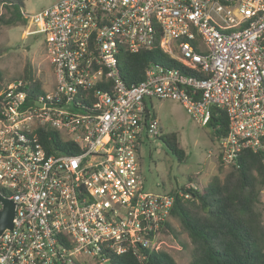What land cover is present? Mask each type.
I'll use <instances>...</instances> for the list:
<instances>
[{"label": "built area", "instance_id": "built-area-1", "mask_svg": "<svg viewBox=\"0 0 264 264\" xmlns=\"http://www.w3.org/2000/svg\"><path fill=\"white\" fill-rule=\"evenodd\" d=\"M23 16L44 36L54 84L43 93L30 80L6 85L0 196L13 219L0 233V264H109L162 249L175 196L146 191L139 162L160 130L154 97L177 101L203 126L213 109L225 113L224 168L243 150H264V0H56ZM156 36L180 67L150 63L127 85L121 48L150 49ZM46 129L77 152L48 149ZM197 188L187 182L177 195Z\"/></svg>", "mask_w": 264, "mask_h": 264}, {"label": "trees", "instance_id": "trees-1", "mask_svg": "<svg viewBox=\"0 0 264 264\" xmlns=\"http://www.w3.org/2000/svg\"><path fill=\"white\" fill-rule=\"evenodd\" d=\"M24 0H0V26H12L26 21L19 13ZM159 38L150 49L130 53L121 48L118 67L122 79L127 85L136 84L143 79L144 69L150 63H160L169 67L180 64L169 58L158 46ZM4 50L0 49V57ZM23 80H30L37 92L41 87L30 72L21 75ZM16 80L15 78L11 79ZM8 81V82H10ZM0 70V107L6 85ZM221 110L213 109L211 120L206 125L210 129V139L218 143L226 134L227 120ZM154 116L155 113L153 112ZM42 142L48 149L53 144L61 152L76 153L69 143H63L57 132L46 129ZM158 138L175 156L178 163L184 162L186 154L175 132L161 134ZM45 134L50 136V143ZM264 143V139H263ZM219 164V163H218ZM219 173L223 166L219 164ZM225 173L211 176L207 185L201 186L194 175H187L182 184L175 183L163 192L175 196L170 216L179 222L176 231L170 221L161 226V232L179 237L185 234L190 245L188 264H264V222L260 211V196L264 190V150L240 152L235 165L226 168ZM195 181L196 190L190 192L189 198L177 195L178 190H187V182ZM180 244L185 248L186 243ZM141 260L131 252L111 256L109 264H178L165 250H144Z\"/></svg>", "mask_w": 264, "mask_h": 264}, {"label": "rangeland", "instance_id": "rangeland-1", "mask_svg": "<svg viewBox=\"0 0 264 264\" xmlns=\"http://www.w3.org/2000/svg\"><path fill=\"white\" fill-rule=\"evenodd\" d=\"M56 0H24L19 9L22 19L26 15L35 14L48 7ZM0 49L4 52L0 57V70L6 82L19 79L25 72H30L40 82L37 91L43 93L54 84L52 67L46 57L44 36L34 26L17 23L12 26H0ZM149 109L153 110L161 127V134L175 132L178 141L185 151L186 159L178 163L175 156L164 146L158 137L144 140L139 149L140 171L146 191L162 192L175 183L182 184L187 175H194L201 186L207 185L211 176L221 177L226 168L219 173V164L215 165L217 143L210 139V129L193 120L182 106L172 99L152 98ZM187 182V181H186ZM157 185H159L157 187ZM260 211L264 222V190L260 196ZM169 221L176 231L179 230L177 219ZM161 248L168 252L178 264H188L190 245L185 234L178 239L163 232L160 234ZM187 246L184 248L181 244Z\"/></svg>", "mask_w": 264, "mask_h": 264}, {"label": "water", "instance_id": "water-1", "mask_svg": "<svg viewBox=\"0 0 264 264\" xmlns=\"http://www.w3.org/2000/svg\"><path fill=\"white\" fill-rule=\"evenodd\" d=\"M0 201L3 204L0 211V233L6 227L12 226L13 219V203L10 200L4 199L0 196Z\"/></svg>", "mask_w": 264, "mask_h": 264}, {"label": "crops", "instance_id": "crops-1", "mask_svg": "<svg viewBox=\"0 0 264 264\" xmlns=\"http://www.w3.org/2000/svg\"><path fill=\"white\" fill-rule=\"evenodd\" d=\"M214 157H215V165H216V164L218 163V158H217V151H216V153H215Z\"/></svg>", "mask_w": 264, "mask_h": 264}]
</instances>
